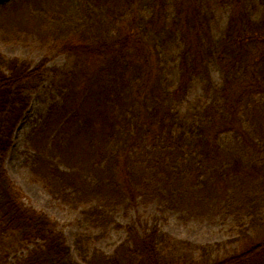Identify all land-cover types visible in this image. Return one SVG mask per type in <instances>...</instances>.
Segmentation results:
<instances>
[{"label":"trees","instance_id":"1","mask_svg":"<svg viewBox=\"0 0 264 264\" xmlns=\"http://www.w3.org/2000/svg\"><path fill=\"white\" fill-rule=\"evenodd\" d=\"M6 12L70 59L49 68V54L0 51V251L27 250L13 264H264V0H20ZM49 73L52 101L27 135L35 181L82 208L85 227L126 233L107 254L92 246L100 234L78 232L83 263L5 169ZM152 204L145 224L117 221ZM170 214L239 228L197 245L162 229Z\"/></svg>","mask_w":264,"mask_h":264},{"label":"rangeland","instance_id":"2","mask_svg":"<svg viewBox=\"0 0 264 264\" xmlns=\"http://www.w3.org/2000/svg\"><path fill=\"white\" fill-rule=\"evenodd\" d=\"M19 1L0 0V13L3 6ZM226 22L227 18L225 17L224 25ZM0 51L8 57L27 59L34 63L39 62L45 55L49 54V68L63 69L70 63V59L66 54L58 50L49 53L35 36L26 35L20 26V17H16L14 12H6L0 17ZM52 79L53 75L49 73L44 86L34 94L26 117L15 133L12 148L5 159V169L14 186L25 196L26 205L45 213L59 224V228L64 232L68 245L73 249L74 259L83 263L82 258L74 247L75 235L78 232L85 231L90 232L92 237H97L101 231L85 227L82 221V208L75 209L54 199L43 186V183L35 181L36 175L31 168L32 152L27 143V135L35 120L46 112L52 101ZM188 99L187 105L194 104L196 101L195 95L189 96ZM186 107L184 106L183 108ZM156 214L157 206L155 204L149 207L139 206L126 214L124 210H120L117 221L125 224L130 220H139L141 225L151 221V217ZM160 224L162 229L174 239L188 241L197 245H211L233 239L236 237L239 228L232 220H218L214 223L199 221L184 223L178 217V214L167 215V218L162 219ZM125 236L124 229L110 227L99 235L100 238H93L92 246L103 250L107 254H112L114 249L124 241ZM5 251L6 249L0 251L2 260L6 259L4 264H13L27 254L26 249L17 246L8 250V252L11 251L8 257L5 255Z\"/></svg>","mask_w":264,"mask_h":264}]
</instances>
